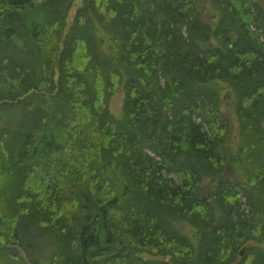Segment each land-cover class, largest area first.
Returning <instances> with one entry per match:
<instances>
[{"label": "trees", "instance_id": "obj_1", "mask_svg": "<svg viewBox=\"0 0 264 264\" xmlns=\"http://www.w3.org/2000/svg\"><path fill=\"white\" fill-rule=\"evenodd\" d=\"M11 262L264 264L259 0H0Z\"/></svg>", "mask_w": 264, "mask_h": 264}, {"label": "rangeland", "instance_id": "obj_2", "mask_svg": "<svg viewBox=\"0 0 264 264\" xmlns=\"http://www.w3.org/2000/svg\"><path fill=\"white\" fill-rule=\"evenodd\" d=\"M259 6L262 8V10H264V0H259ZM74 9L71 12V15L73 14ZM122 103H123V96L121 94H117L113 97V99L111 100L110 103V110L114 115H119L120 111H121V107H122ZM226 175V174H225ZM38 249H40L42 247L41 244H37L36 245ZM32 255H36L35 250H33L31 252ZM21 256V254H20ZM12 264H19V263H13Z\"/></svg>", "mask_w": 264, "mask_h": 264}, {"label": "bare ground", "instance_id": "obj_3", "mask_svg": "<svg viewBox=\"0 0 264 264\" xmlns=\"http://www.w3.org/2000/svg\"><path fill=\"white\" fill-rule=\"evenodd\" d=\"M242 256H243V251L239 252V257H242Z\"/></svg>", "mask_w": 264, "mask_h": 264}, {"label": "water", "instance_id": "obj_4", "mask_svg": "<svg viewBox=\"0 0 264 264\" xmlns=\"http://www.w3.org/2000/svg\"><path fill=\"white\" fill-rule=\"evenodd\" d=\"M242 252V251H241Z\"/></svg>", "mask_w": 264, "mask_h": 264}]
</instances>
